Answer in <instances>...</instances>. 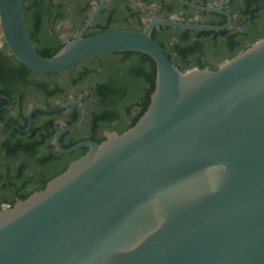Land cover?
Instances as JSON below:
<instances>
[{
  "label": "water",
  "instance_id": "obj_1",
  "mask_svg": "<svg viewBox=\"0 0 264 264\" xmlns=\"http://www.w3.org/2000/svg\"><path fill=\"white\" fill-rule=\"evenodd\" d=\"M174 19L79 35L43 57L23 0H0L5 43L33 72L126 52L156 66L149 105L132 127L62 150L87 147L44 189L1 207L0 264H264V37L216 70L182 71L153 28L226 26Z\"/></svg>",
  "mask_w": 264,
  "mask_h": 264
},
{
  "label": "flooded vegetation",
  "instance_id": "obj_2",
  "mask_svg": "<svg viewBox=\"0 0 264 264\" xmlns=\"http://www.w3.org/2000/svg\"><path fill=\"white\" fill-rule=\"evenodd\" d=\"M184 1L220 8L228 17L195 10L182 0L23 3L30 39L41 56H52L79 35L141 31L154 18L176 17L174 20L181 23L226 26L217 31L156 26L151 33L171 61L178 56H198L203 68L213 70L221 63L208 58L216 43L240 51L264 36V0ZM134 53L108 54L41 74L12 55L0 27V209L44 189L87 147L62 150L84 142L100 143L106 133H122L130 126L144 107L151 87L146 65L137 75ZM174 66L184 70L183 64Z\"/></svg>",
  "mask_w": 264,
  "mask_h": 264
},
{
  "label": "trees",
  "instance_id": "obj_3",
  "mask_svg": "<svg viewBox=\"0 0 264 264\" xmlns=\"http://www.w3.org/2000/svg\"><path fill=\"white\" fill-rule=\"evenodd\" d=\"M25 1V0H24ZM23 1V2H24ZM264 37V36H262ZM261 38V37H260ZM254 41H251V44H253ZM245 49H242L240 51H237L235 50L232 46H229V45H226L225 43L223 44H219V43H216L215 46H213L212 48V52H213V55H215V59L214 60H210L212 62H216V61H221L224 62L226 60H229L231 58H233L234 56H236L239 52L243 51ZM55 53V52H54ZM53 53V54H54ZM52 54V55H53ZM132 54V53H131ZM136 54L137 56V59H136V67L135 69L137 70V75L138 73L140 72V70L142 69L141 66L142 65H146L149 69V72H150V77H151V87L150 89L148 90V93H147V98H146V102H145V105L144 107L141 109V111L133 118L130 126L132 127L136 122L137 120L140 118V116L145 112V110L147 109L148 105H149V102H150V95L151 93L153 92L154 90V82H155V73H156V66H155V63L154 61L147 55L145 54H142V53H134ZM50 55H45L43 57H50ZM167 58L170 60V58L167 56ZM201 57H198V56H178V57H175L173 59V61L170 60V62L174 65L175 63H179V64H183L184 65V70H188V69H192V68H199V69H203L202 65L203 63L201 62ZM220 63V64H221ZM217 69V68H216ZM216 69H213V70H216ZM181 70V69H180ZM182 70V71H184ZM136 93L138 92V90L136 89L135 90ZM134 91V92H135ZM127 128V129H128ZM126 129V130H127ZM120 134V133H119Z\"/></svg>",
  "mask_w": 264,
  "mask_h": 264
},
{
  "label": "rangeland",
  "instance_id": "obj_4",
  "mask_svg": "<svg viewBox=\"0 0 264 264\" xmlns=\"http://www.w3.org/2000/svg\"><path fill=\"white\" fill-rule=\"evenodd\" d=\"M209 60H214L216 57L215 55H213V52H211V54L208 56Z\"/></svg>",
  "mask_w": 264,
  "mask_h": 264
}]
</instances>
